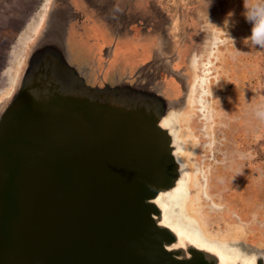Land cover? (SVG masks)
Wrapping results in <instances>:
<instances>
[{
    "label": "water",
    "instance_id": "1",
    "mask_svg": "<svg viewBox=\"0 0 264 264\" xmlns=\"http://www.w3.org/2000/svg\"><path fill=\"white\" fill-rule=\"evenodd\" d=\"M75 12L51 0L0 104V264H226L181 241L158 203L189 173L164 121L190 88H168L157 58L91 85L71 51Z\"/></svg>",
    "mask_w": 264,
    "mask_h": 264
},
{
    "label": "rangeland",
    "instance_id": "2",
    "mask_svg": "<svg viewBox=\"0 0 264 264\" xmlns=\"http://www.w3.org/2000/svg\"><path fill=\"white\" fill-rule=\"evenodd\" d=\"M69 2L83 15L78 27L75 21L70 30L78 65H90L99 40L107 46V33L136 39L107 61V79L125 75L131 63L136 67L153 59L143 58L162 45L161 36L159 40L153 32H164L173 43L175 58L170 61L183 70L187 87L198 75L196 107L187 104L180 127L183 159L190 173L193 167L202 172L206 201L201 207L210 221L209 231L235 225L243 229L236 242L264 249V118L257 115L264 111V49L245 41L253 27L245 17L246 0H212L209 9L206 0H90L92 6L99 4L102 14L106 7L103 15L83 0ZM43 3L0 0V101L14 88L11 80L16 81L22 66L18 60L21 63L31 40L26 48L22 43L42 16ZM257 3L264 0H247V10ZM135 19L144 23L143 32L140 23L130 25ZM194 56L197 69L190 66ZM91 73L94 85L101 73L93 69ZM192 150L195 155L190 162L186 154L191 156Z\"/></svg>",
    "mask_w": 264,
    "mask_h": 264
},
{
    "label": "bare ground",
    "instance_id": "3",
    "mask_svg": "<svg viewBox=\"0 0 264 264\" xmlns=\"http://www.w3.org/2000/svg\"><path fill=\"white\" fill-rule=\"evenodd\" d=\"M50 2L51 0L44 1L42 7V16L40 17L39 21L35 23V28L33 25L34 29L31 36L28 37V35L23 41L22 45L24 44V48H26L30 40L32 41L37 36L41 24H43L44 16ZM24 53L25 51H23L21 63L20 60H18V66L19 64L22 65ZM190 66L193 69L198 68L196 56L192 58ZM11 83H13V85L15 86V78L13 82L11 80ZM197 84L198 75L196 74L193 78V81L189 87L190 90L188 92V105L190 107H196L195 97ZM11 93L8 95V97L11 95ZM0 103H2V100L0 101ZM181 116L182 112H173L171 116L164 121V126L170 128L173 131L177 143H179V141L182 142L181 128L179 130L177 126V122L180 121ZM194 155L195 151L192 150V155L189 156L188 154H186V158L191 162V157L194 158ZM183 158L185 159L184 149L183 152L181 149V152L179 153V159L184 162ZM199 175H201V178L198 177ZM205 195L206 194L204 192L202 182V172L200 173L197 168L193 167L191 168V173L189 171L187 178L182 179L177 188L171 194L161 195L158 199L159 205L164 210L165 225H168L169 227L177 231L181 241H189L199 247L217 251L219 254H221L222 259L226 264H231L239 261L240 257H243L247 261V263L250 264V262L253 261L255 256H257L258 254L264 255L262 250L247 251L244 247L238 246L240 244H230L235 243V240H239L238 238H241L239 235L243 232V229L241 227H236L235 225L228 224L225 228L226 230L224 231H217L215 233L209 231L210 221L207 216H205L203 208L201 207V205L206 201Z\"/></svg>",
    "mask_w": 264,
    "mask_h": 264
},
{
    "label": "flooded vegetation",
    "instance_id": "4",
    "mask_svg": "<svg viewBox=\"0 0 264 264\" xmlns=\"http://www.w3.org/2000/svg\"><path fill=\"white\" fill-rule=\"evenodd\" d=\"M83 1L86 3V5H90L89 6L90 9L94 10V12H96L97 14H98V12L101 13L99 4L92 6V4L90 3V0H83ZM105 10H106V7H103V14H105ZM75 14H76L75 16L77 17L76 18V24H75V28H76V27H78V24H80V22L83 18V15L77 11L75 12ZM103 14L101 13V15H103ZM136 22L140 23V25L142 26V27L140 26V28L142 29V32H143L144 23H142V21H140V20L137 21L135 19V20H133V22L130 25H136ZM75 28L73 27V30H75ZM153 34L158 36L159 40L162 39L161 40L162 45L157 48V51H155V49L152 48L151 51L149 52V56L145 54L143 56V58L147 59L148 57H150V58H153L155 60L157 58V61H158V59H160V61L166 59L167 65L165 66L163 64L162 76L164 75L165 82L168 83L167 84L168 87L170 86L169 88H171L177 94H180V93L182 94L185 87H187L189 81H187L183 70L182 69H179V70L175 69L174 64H172L170 61V59L173 60L175 58L174 55H171V49L173 47V43L170 42L168 37L167 38L164 37V32H153ZM167 34H169V33H167ZM159 36H161V39L159 38ZM152 39H153V37H152ZM152 42H153L152 43V46H153L154 41H152ZM94 49H95V52L93 54L95 57H94L93 61L90 63V65H86V66H88L89 70H91V71H92V69L95 72H98L100 70V73L104 74L103 81H99L98 79L97 80L95 79V84H94V85H98V86H104L105 83H107V81L110 80L109 77L107 79V46L104 45L102 40L100 39L99 43L94 46ZM143 52H144V50H143ZM100 59H102L101 64L98 63V60H100ZM77 61H78V63L82 62L79 59ZM168 61H169V65H168ZM85 64L86 63H81V66H83V65L85 66ZM139 64L140 63H138L137 65H139ZM131 65H132V67H130V68H132V69L130 70V72H132L133 68H135V66H133L132 63H131ZM101 74H100V76H101ZM110 81H112V80H110Z\"/></svg>",
    "mask_w": 264,
    "mask_h": 264
},
{
    "label": "clouds",
    "instance_id": "5",
    "mask_svg": "<svg viewBox=\"0 0 264 264\" xmlns=\"http://www.w3.org/2000/svg\"><path fill=\"white\" fill-rule=\"evenodd\" d=\"M211 2L212 0H206L208 9L211 6ZM245 9H246L245 12L246 19L253 24L252 34L250 37H247L245 41H251L254 46L256 47L259 46L260 49H264V3H257L251 10H247V0H246ZM229 15H233V14L229 13ZM226 21L227 23H229L228 20H225V22ZM239 51L240 50H237V52ZM257 115L261 118H264V111H258Z\"/></svg>",
    "mask_w": 264,
    "mask_h": 264
},
{
    "label": "crops",
    "instance_id": "6",
    "mask_svg": "<svg viewBox=\"0 0 264 264\" xmlns=\"http://www.w3.org/2000/svg\"><path fill=\"white\" fill-rule=\"evenodd\" d=\"M123 31H125V29H123ZM131 35H133V34H131ZM149 37H151V36H149ZM149 37H148V39H150ZM135 40L136 39H134L132 36H122V33H120V32L118 34L116 33L115 35L107 33V61H109L110 59L115 57L118 52H122L123 50H126L128 48L127 44H129L131 42L134 43ZM152 40L153 39L151 37V41L148 40V43H150V42L152 43ZM143 41L144 40H142V42ZM148 43H146V44H148ZM124 46L126 49L124 48ZM141 65H137L135 68H133V71L135 69H137L138 67H140ZM107 67H109V66L107 65ZM130 70H131V68H129V71Z\"/></svg>",
    "mask_w": 264,
    "mask_h": 264
}]
</instances>
